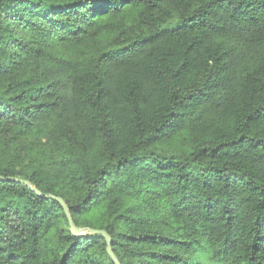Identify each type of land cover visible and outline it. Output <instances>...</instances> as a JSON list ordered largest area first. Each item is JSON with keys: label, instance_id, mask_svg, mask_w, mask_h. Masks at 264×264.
<instances>
[{"label": "trees", "instance_id": "1", "mask_svg": "<svg viewBox=\"0 0 264 264\" xmlns=\"http://www.w3.org/2000/svg\"><path fill=\"white\" fill-rule=\"evenodd\" d=\"M0 176L120 264H264V0H0ZM0 180V264H116Z\"/></svg>", "mask_w": 264, "mask_h": 264}, {"label": "water", "instance_id": "2", "mask_svg": "<svg viewBox=\"0 0 264 264\" xmlns=\"http://www.w3.org/2000/svg\"><path fill=\"white\" fill-rule=\"evenodd\" d=\"M0 180L1 181H15V182H21V183H24L25 185H27L28 187H30L34 192L40 194V195H44V196H47V197H51V198H55L57 200L60 201V203L62 204L65 212H66V215H67V218L70 222V225H71V231L74 233V234H83L85 231H89V232H92V233H95V232H100L102 233L105 238H106V241H107V244H108V247H107V250H108V253L109 255L112 257V259L115 261L116 264H120V261L117 259V257L115 256L114 252H113V249H112V239L111 237L108 235V233L104 230H93V229H90V228H78L74 222H73V219H72V216H71V213H70V209L68 208L67 204L65 203V201L59 197H56V196H53L51 194H43L40 190H38L36 187H33L32 184L27 181V180H21L19 178H16V177H2L0 176Z\"/></svg>", "mask_w": 264, "mask_h": 264}]
</instances>
